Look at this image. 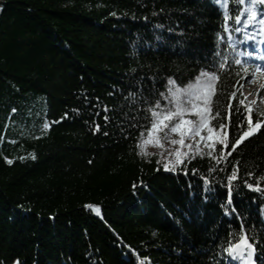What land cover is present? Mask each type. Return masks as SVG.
Listing matches in <instances>:
<instances>
[{"label":"trees","instance_id":"1","mask_svg":"<svg viewBox=\"0 0 264 264\" xmlns=\"http://www.w3.org/2000/svg\"><path fill=\"white\" fill-rule=\"evenodd\" d=\"M0 3V264H246L224 251L241 224L264 264V185L226 204L234 165L235 183L264 178V129L231 149L246 128L235 61L252 54L246 34L264 35V4L245 25L251 0H226L225 25L217 0ZM201 71L220 77L219 122L239 109L229 146L165 170L176 157L143 154L140 126L168 104L169 77L181 87Z\"/></svg>","mask_w":264,"mask_h":264},{"label":"snow or ice","instance_id":"2","mask_svg":"<svg viewBox=\"0 0 264 264\" xmlns=\"http://www.w3.org/2000/svg\"><path fill=\"white\" fill-rule=\"evenodd\" d=\"M218 3H221V6L225 8V25L229 19L227 12V3L226 0H217ZM248 0H238L240 5L245 4ZM259 2L264 4V0H251L252 7L248 9V17L247 20L244 21L245 25L250 24L254 21L258 15L255 10V4ZM235 20L237 23L241 22V16L239 14L235 15ZM260 23L264 25V20H261ZM225 31H228L227 26L224 28ZM241 29L236 28L235 31H240ZM247 39H254L252 36H248ZM264 59V57H261ZM237 65H243L247 62H243L240 59L235 61ZM224 64H220V68H224ZM255 72L260 73L264 71L260 65H255ZM243 71L245 73L249 72L248 67H243ZM220 77L216 72H205L201 71L199 75L195 78V84L189 83L186 87L177 86L176 81L171 77L168 78V95L165 99L168 100V105L161 107L160 101L157 100L154 105H152L149 109V116L145 117L146 120H150V128L148 125H141L140 127L146 128L149 131V135H157L160 137L158 142H162L164 140L170 141L172 145L179 144L182 147H187L189 149L192 148V145H185V137L191 135L193 139L196 136H200V140H204L205 137L201 136L200 133L207 130L208 136L207 140L213 141L212 145H205V147H214L215 143H219L223 145L225 148L229 146V127L233 122V113L238 112L239 109L235 108L233 105H229L228 115L226 117L227 123L219 122L221 118V112L218 109L213 114V104L211 97L216 95V85L219 81ZM264 88V85L261 86ZM161 96H164V93H160ZM237 93L233 91L231 93V98L235 99ZM241 105H244L246 112L243 119L246 121V128L243 130L239 137L231 143V149L235 151L239 145H241L247 138L253 136L255 133L264 129V107L254 108L253 105L256 104V101L251 103H246L245 99H241L239 102ZM13 112L16 109L12 110ZM188 114H194L197 119H186L185 116ZM258 117L255 122L253 117ZM107 119V117L105 118ZM213 120L218 121V126H211V122ZM50 125L45 124L44 128H48ZM99 126H97L98 129ZM239 127V124H237ZM171 133H179L180 139H172ZM143 135V132H141ZM197 145H199V141H197ZM197 152L203 155V150L197 147ZM172 153H169L171 156ZM209 157H212V152L209 151L207 153ZM226 155H231V152L226 153ZM189 156L188 152H182L179 149L175 151V162L168 161L163 164L165 170H175L177 164H184L185 159ZM34 158V157H33ZM195 156H192V159H195ZM213 159H217L216 157H212ZM23 159V157H21ZM13 161L11 159L7 160V163L11 164ZM161 161H157L160 163ZM219 162V160H217ZM172 164L171 169L169 168V164ZM215 169H209V171H214ZM195 171V170H193ZM249 176L253 175L251 172L248 173ZM238 165L233 166V171L231 175L227 177V189H228V199L226 204L231 206L232 193L235 191H239L241 188L246 187L249 190L260 192L262 191V185H264V178H259V183H249L247 181H243L241 184L235 183L238 181ZM205 183L210 184V181L207 177H204ZM135 187V186H134ZM211 191V188H209ZM91 207V206H88ZM98 211V209H97ZM233 211H235L233 206ZM240 234L237 236L235 233H231L234 237L233 241H229L228 247L224 249L225 252L228 253L230 257L233 259H243L246 261V264H254L253 254L255 252L254 244L251 238L247 235V232L244 231V226L240 225ZM147 259V258H145ZM15 264H21L20 261H16ZM141 264H144V261H141Z\"/></svg>","mask_w":264,"mask_h":264},{"label":"rangeland","instance_id":"3","mask_svg":"<svg viewBox=\"0 0 264 264\" xmlns=\"http://www.w3.org/2000/svg\"><path fill=\"white\" fill-rule=\"evenodd\" d=\"M2 7L3 4L0 3V12ZM258 53L260 59L255 60V63L253 64V68L249 70L245 78V81L241 87V99H245L246 103H251L253 101H256V104L253 105L254 108L264 107V88L261 87L262 85H264V71H261L260 73H256L254 67L255 65H260L261 68L264 69V59H261V57H264V52L259 51ZM258 53L255 54L258 55ZM192 84L194 85L195 81ZM186 86H181V87H186ZM185 118L192 120L197 119L194 114H188L185 116ZM200 135L204 136L205 139L200 140V136H196L193 139L191 135L185 137V145H189V144L192 145V148L189 149L187 147H182L179 144L172 145L168 140L158 142L160 140V137L157 135L150 136L148 132L140 142V150L145 155L154 154L158 156L159 159L175 157V151L177 149H179L182 152H188L189 155L192 156L201 155L197 152V147L203 150V155L207 154L209 151L213 152V149L215 148L217 143H215L214 147H205V145H212L214 142L207 140L208 133L206 129L202 131ZM171 138L179 140L180 139L179 133H171ZM197 141H199V145H197ZM169 153H172V155L169 156Z\"/></svg>","mask_w":264,"mask_h":264}]
</instances>
